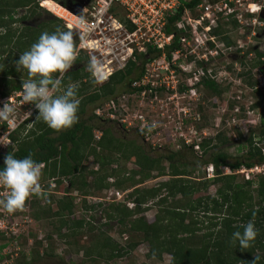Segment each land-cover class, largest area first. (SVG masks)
<instances>
[{
    "label": "trees",
    "instance_id": "trees-1",
    "mask_svg": "<svg viewBox=\"0 0 264 264\" xmlns=\"http://www.w3.org/2000/svg\"><path fill=\"white\" fill-rule=\"evenodd\" d=\"M38 1L0 0V52H2L0 56L8 55L10 56L7 57L8 60L12 58L14 51H11L9 55L8 49H5L12 43H15L14 48L20 49L22 53L29 50L34 43L38 42L41 33L45 32L40 26L38 29H31L32 34L24 35L25 32H28V28H25V32H21L17 36L16 31L11 29V25L16 22L14 16L17 9L32 4H35L36 8H40ZM54 1L67 6L60 0ZM54 3L52 0H45L43 6L48 7ZM201 3L202 0H190L184 3L177 16L171 19L172 25L180 20L184 8L196 12L197 6ZM26 18V16L22 17V19ZM57 20L61 22L59 19ZM56 28L50 30L49 33L54 32ZM129 29H132V26ZM64 30L68 31L69 29L64 27ZM172 31L178 32V29L168 27L167 33H172ZM211 34L216 35L220 40L223 39L227 45L232 44L226 36L220 37L224 34L222 24L212 30ZM25 40H27V45H25ZM179 47L180 38L177 36L174 44L167 47L166 51L169 53ZM161 53V50H154L152 46L149 47L146 56L136 53L137 62L130 61L124 70L115 73L109 81L95 88L93 92L90 89L97 82L88 70L89 59L87 55L81 53L75 61V64H81V67L66 73L62 82L65 88L69 83L78 82L77 95L81 101L78 110V123L69 130L57 132L49 128L42 120H35L38 115V110H36L32 118L26 120L10 134L9 138L13 145L8 148L5 155L0 154V170H3L4 158L10 152L17 159H22L31 154L34 160L44 164L43 175L46 178L56 180L61 184L60 186H63L65 182L69 184L65 187L66 195L62 199L55 201L52 197L50 205L56 203L57 211L50 212V209L47 210L50 217L58 218L55 232L61 239H71L84 234L87 230L95 229L91 222L85 219L67 217L69 214L73 215L75 209L74 198L69 193L70 190L80 192L84 196L93 189H108L111 186L108 183L109 178H114L113 186L122 187L126 183H142L143 180L154 176L156 172L158 177H169L170 179L139 195L135 201L136 209H129L127 206L121 207L120 205L113 206L109 215L111 219L118 220L125 228L130 227V232L143 234V240L149 246V257L161 260L166 253L172 256L170 264H253L255 257H257L255 264H264L262 254H257L258 251L264 250V174H258L256 179L247 180L241 173H238L242 168L251 169L256 166H264V148L259 145V143L264 142V121H262L258 132L251 129L249 136L244 139L247 149L246 151L241 149L243 151L241 156L228 153L227 150L233 141L225 133H219L215 138L204 139L201 142L203 154L201 158L209 154L208 159L203 161V165H213L215 169L214 178L210 180L213 184H222V187L217 190V195L221 199L220 202L216 197H207L206 199L200 197L195 201L192 199L200 188L196 180L186 177L197 167L192 165V171H189L190 163H179L177 158L181 156V152L169 151L166 155L154 156L137 139L118 138L111 127L105 129L97 127L96 123L92 121L94 118L99 120L101 118L95 113L88 120L83 118L89 106H95L97 102L102 100H110L120 90H125L124 93L129 91V85L132 81L143 76L146 61ZM194 58L193 56L191 60ZM6 73L14 75L16 71L8 70ZM6 84L11 89L1 93L0 96L3 98L10 96L13 91L22 90V83L15 84V82L6 81ZM201 85L213 95L222 93L217 82L210 78H204ZM180 88L181 91L185 90L184 86ZM259 106H264V97L259 101ZM96 108L98 107H95L94 111ZM96 129L101 130L99 138L96 134L94 135ZM239 135L240 139H243V135L241 133ZM13 146H17V148L14 149ZM88 158L94 159L97 165L95 169L90 170L83 166L84 161ZM132 158H135V164L128 162ZM121 159L125 160L126 164L132 165L131 169H128L127 165L123 167ZM164 162L168 163L169 169L163 166ZM220 169H228L231 173L225 174L224 170ZM88 177L93 178V181L89 182ZM239 177L242 179L241 182L238 181ZM208 181L205 179L206 188L209 186ZM135 190L137 193L138 189ZM163 190L167 191L165 197L162 194ZM178 195L182 198L170 206L165 205V208L156 215V220L153 223H150L145 217L135 218L139 213L141 204H146L148 200L159 198V203H165L169 198L175 199ZM83 202L86 209L94 208V206L87 205L85 200ZM202 208L211 216H221L219 222H213L210 226L219 227L217 232L213 230L201 236L194 229L193 226L196 225L191 213ZM44 210L41 211L43 215L39 211L41 215L38 213L36 219L45 216ZM46 217L48 218V215ZM249 221H254L255 227L259 230V235L251 248L241 250L238 242L234 243L232 240L233 233L236 231L243 232V225ZM64 229L68 233H62ZM128 246L129 250H133L137 243H130ZM84 249L86 256L94 254L97 258L108 260L122 257L129 251L125 247H120L112 238L102 236L98 237L92 246ZM46 255L49 256L47 253ZM37 256L40 257L41 255L38 254Z\"/></svg>",
    "mask_w": 264,
    "mask_h": 264
},
{
    "label": "rangeland",
    "instance_id": "rangeland-1",
    "mask_svg": "<svg viewBox=\"0 0 264 264\" xmlns=\"http://www.w3.org/2000/svg\"><path fill=\"white\" fill-rule=\"evenodd\" d=\"M42 1L45 0L38 1L40 8H36L35 4H32L17 9L14 16L16 22L11 25V29L16 31L17 36H19L21 32H25V28H28V32H25L24 35H28V33L32 34L30 30L38 29L40 26L47 32L59 26L62 30H64V27L67 29L64 20L60 18V16L66 15L65 8H70V5L76 6L79 4L85 6L88 4L86 0H60L66 3L67 6L54 3L45 8L40 4ZM202 2L212 5L214 8H217V6L224 8L227 4L225 11H227L228 15L223 13L224 15L221 14L219 17L217 16L215 23L212 25V29L214 30V28L216 29L222 24L224 35L232 44L224 45L223 43H219L218 39L213 38L216 44L214 48L212 44L209 43L211 39L209 36L207 37L209 40H205L201 35L203 40L202 44H200L197 42L195 36L192 38L191 34L190 38H188L191 42L186 44L187 48H190L189 50L193 49L196 52L193 55L198 61H204L210 56H215V60H213L209 66L213 69L214 73L218 75L216 82L222 93L220 95H213L212 92L202 86L197 90V99L194 98V100H190L186 97L173 102L165 101L162 103L163 105L158 106L157 104L151 106L150 103H142L140 105L137 100L135 104H130L129 107L132 106V114H139L138 112L143 110V112H147L150 119L153 120L157 117V113H161L159 106L166 109L165 105L167 104L170 109L175 106V102H178L180 107L189 108V111L195 118L193 121L190 120V124L196 127L202 138L206 137L205 139L210 140L215 138L219 133H225V135L233 141L232 145L227 150L228 153L234 156H241L243 151L247 149L244 139L249 136L251 129L258 132L262 125V121H264V106L258 107L259 101L264 97V71L262 69L264 61L261 59L263 55L259 56V53L264 54V18L260 14L264 11V0H202ZM58 4L64 8L60 7ZM229 8L232 9L231 13L236 11L234 16L229 15ZM76 11L79 12L80 10ZM251 11L253 13H251ZM199 14L202 15L203 11L200 12L196 10V12L190 13L189 17L192 16L196 18ZM25 16L27 18L22 19V17ZM57 19L61 22H58ZM191 23L195 25L193 21H191ZM74 35L76 36L74 38L78 41L79 35L75 32ZM25 41V45H27V40ZM14 44L12 43L10 46L5 47V49H8L9 55L11 51H14L12 52V58L10 60L7 59V57H10L8 55H4L3 57L0 56V95L2 92L11 89L10 86L8 87L6 84V81L20 84L29 78L26 70L18 71L16 68L15 62L22 52L20 49L14 48ZM8 53L6 52V54ZM218 53H224V57L216 58ZM1 54L2 52H0V55ZM244 54L245 57L240 58V55L244 56ZM193 60L194 59L190 60V62ZM79 66L81 67V64H74L70 71ZM8 70H15L16 73L14 75L7 74L6 71ZM160 72L164 74V72ZM183 80H186V76ZM96 82L93 88L90 89L91 92L103 84L98 81ZM182 86L187 87L185 84H182ZM180 87H178L179 90ZM124 91L125 90L118 91L116 96L121 97ZM17 92L13 91L12 95ZM108 100L109 99L105 101L102 100L97 102L95 106H89L83 118L88 120L95 113V107H105ZM128 118H131V115H129ZM92 122L96 123L97 127L102 129L111 127L113 133L118 138L137 139L138 142L143 143L145 148L154 156L166 155L169 151L181 152V156L177 158L179 159V163H190L189 171H192V165L197 167L195 171H192L189 176L186 177L187 179L196 180L200 188V190L193 195L192 199L195 201L200 197H204L205 199L207 197H216L221 202L220 197L217 195V190L222 187V184H213L210 179L214 178V174L211 175L208 171L209 166L203 165V161L208 159L209 154L201 158L203 155L201 151L196 152L193 149L184 147L182 142L181 148L175 146L176 144L174 146L169 145L171 144V140H175V143L179 142L177 140L179 130L177 131L176 128L173 129L174 127H179L178 119L171 121L172 129L169 131V136L166 135L165 137V135H163L159 137L162 139V142L155 139V143L151 141L146 142L137 129L127 127V125L117 121H106L104 119L99 120L94 118ZM187 127H182L185 132ZM6 131L7 128H5V125L2 124V120H0V137H3ZM239 133L243 135V139H240ZM95 134L100 136L101 130L96 129L94 135ZM198 136V134L191 136L192 141H198ZM160 143L166 144L163 149H160L158 146L154 147L160 145ZM11 145H13L12 141L7 146L0 145V154L5 155ZM259 145L264 148V142L259 143ZM13 148L16 149L17 146H13ZM241 149L244 150L241 151ZM134 161L135 158H132L128 162H130V164H135ZM130 164H126V161L121 159V165L123 167L127 165V168L131 169L132 165ZM83 166L90 170L97 167L93 158L86 159ZM163 166L169 169L167 162H164ZM259 167L262 168L264 166ZM243 170H245V168H242L238 173L246 177ZM224 172L225 174L231 173L228 169H225ZM255 173L258 175L257 171ZM259 174L263 175L264 171ZM169 179V177H158L155 172L154 176L143 180L142 183L131 182L124 184L122 187L113 186L115 182L108 180V183L111 184L108 189H93L87 195H84L85 197L81 195L80 192L70 190L69 193H71V196L74 198L75 209L73 215L69 214L67 217L70 219H85L91 222V225H93L95 229L92 231L87 230L84 234L72 237L71 239H61L55 232L58 218L50 217L47 210L50 209V212L57 211L58 206L56 203L50 205L52 197L55 201L62 199L64 195H66L65 187L69 184L65 182L63 186H60L61 184L56 180L49 179L48 177L46 178L42 175L41 185L43 188V195L39 197L33 196L27 201L26 211H18L15 213L6 212L5 224L8 227L6 228V234L9 236L5 239L0 238V243L1 245L6 244L9 250L12 251L14 264H170L172 261L171 255L165 253L161 260H157L155 257H149V246L143 240V234L139 232H130V227L127 226L125 228L118 220L111 219L109 216L113 206L120 205L121 207L127 206L129 209H136L137 204L135 201L139 195L143 194L148 189L157 187L159 183ZM205 179H207V181L209 180V186L207 188L205 187ZM92 181L93 178L90 177L89 182ZM238 181H242L241 177H239ZM135 189H138L137 193ZM111 191H115V193L120 192L122 197L118 198L116 194L112 196L110 194ZM5 192V189L2 190L0 198L4 197ZM162 194L165 197L167 191L163 190ZM181 198L182 196L178 195L175 199L169 198L165 203H159V198L148 200L146 204H141L139 213L135 218L145 217L150 223H153L156 220V215L165 208V205L170 206ZM84 200L87 205L94 206V208L86 209L83 206ZM49 206L51 208H48ZM43 209H45V216L36 219V215L38 213L41 215ZM205 213L203 208L191 213L196 225L193 227L201 236L213 230L217 232L219 229V227L215 228L210 226L213 222H219L221 216H211V214ZM47 215L48 218L46 217ZM11 218L12 221L10 222ZM130 220L132 219L130 218ZM12 228L13 230L11 231L10 229ZM62 233H68V231L64 229ZM48 236H50V238H48ZM101 236L112 238L120 247H125V249L127 248L128 250V245L130 243H137V246L135 249L129 250L128 253L122 257H117L112 260L100 259L94 254L86 256L84 248L92 246L93 242ZM46 253L49 254V256H47ZM38 254L41 256L38 257ZM257 254H262L264 257V250L258 251ZM42 256L43 258H41Z\"/></svg>",
    "mask_w": 264,
    "mask_h": 264
},
{
    "label": "built area",
    "instance_id": "built-area-1",
    "mask_svg": "<svg viewBox=\"0 0 264 264\" xmlns=\"http://www.w3.org/2000/svg\"><path fill=\"white\" fill-rule=\"evenodd\" d=\"M86 1L88 4L85 6L77 4L76 6L70 5V8H65L66 15H62L60 18L64 20L67 29L77 33L79 37L80 34H84L85 39L83 42L80 39L78 41L80 53L86 54L89 60L92 56H95L100 61L98 74L93 75L92 73L96 81L100 83L109 81L115 73L124 70L130 61H138L136 53L148 55L150 46L154 50L158 49L162 52L157 57L152 56L146 61L143 76L132 81L131 85H129V91L123 93L121 97L113 96L110 98L105 107L101 106L95 110V114L106 121L114 120L127 125V127L137 129L146 142L151 141L152 143H155V139L162 142L159 137L163 135L166 137L172 129L171 121L178 119L179 127L177 126L173 129L179 130L177 139L179 142L175 143V140H171L169 145L174 146L176 144L175 146L179 148L184 145V147L193 149L196 152H202L201 142L206 137L202 138L196 127L194 125L191 126L190 120L193 121L195 118L189 108L180 107L178 102H175V106L170 109L167 104V106L165 105L166 109L159 106L161 113H157V117L151 120L149 114L147 112L144 113L141 109L138 112L139 114H132V106L129 107V105L135 104L137 100L140 105L142 103H150L151 106L154 104H157V106L163 105L162 103L165 101L173 102L186 97L194 100V98L197 99V90H199L197 87H202L201 82L204 78L217 80L218 75L214 73L213 69H206L205 65L201 67L195 66L193 75H187L193 70V65L188 63V57H190L191 52L187 48V44H189L188 38H190V34L193 37L195 36L200 44H202L203 40L201 35L205 40H209L207 37L211 38L212 25L215 23L217 16L219 17V14L226 10L227 4L224 8L218 6L214 8L212 5L202 2L197 6L196 10L203 11V14H199L196 18L189 17L192 11L184 8L180 20L172 25L171 19L177 16L184 3L190 0ZM44 2L42 1L40 4L43 6ZM228 12L231 13L232 9L229 8ZM226 14L228 15L227 12ZM80 15L86 17L87 28L78 27V17ZM131 26L132 29L134 28L133 30L129 29ZM170 26L171 28L176 27L178 32L167 33V29ZM177 36L180 38V47L168 53L166 48L174 44ZM210 40H213V38ZM160 71L164 72V74H161ZM185 76L186 80H183ZM182 84L187 86L183 91H181V88L180 90L178 89ZM21 92L22 90H19L6 98L0 97V108L8 101L9 97H11L10 103L16 108L18 126L14 130L9 128L7 122L2 121V124L5 125L10 134L26 121L23 120L24 112L31 110L34 114L36 111L33 104L23 103ZM129 115H131V118H128ZM183 126H188L186 132L182 128ZM197 134L199 135L198 141H192L191 136ZM96 136L100 137L99 135ZM164 145L166 144L160 143V145L154 147L158 146L163 149ZM208 171L213 175L214 167L211 165ZM243 171L246 174L245 178L252 180L257 176L255 172L257 171V174L261 173L264 171V167L256 166ZM1 192L0 194H2ZM110 194L112 196L116 194L118 198L122 197L120 192L111 191ZM2 215L6 216V213L3 209H0V232L4 233V235H0V238L5 239L9 235L6 234V228L8 227L5 224V217H2ZM10 230L12 231L13 229ZM0 264H14L12 251L9 250L6 244L1 245V243Z\"/></svg>",
    "mask_w": 264,
    "mask_h": 264
},
{
    "label": "clouds",
    "instance_id": "clouds-1",
    "mask_svg": "<svg viewBox=\"0 0 264 264\" xmlns=\"http://www.w3.org/2000/svg\"><path fill=\"white\" fill-rule=\"evenodd\" d=\"M52 2L58 3L54 0ZM226 12L224 10L221 13L224 15ZM235 14L236 11L229 15ZM78 27H88L84 15L78 17ZM74 37L76 36L73 31H65L59 27L51 34L45 31L41 33L38 42L21 53L15 62L17 70H26L29 77L22 82L21 86L23 103L33 104L38 110L35 120H42L49 128L57 132L71 129L79 120L78 110L81 101L77 95L78 82L69 83L66 88L62 84L65 74L72 69L79 58L80 45ZM79 39L83 42L84 34H80ZM188 63L194 67L204 65V61H198L196 58L192 62L189 60ZM99 67L100 61L92 56L88 70L93 75H97ZM193 72L194 69L187 75L192 76ZM10 100L11 97L0 108V120L7 122L9 128L14 130L18 126L17 113ZM32 115L31 110L24 112L23 120H29ZM9 135L7 131L3 137H0V145L7 146L11 143ZM43 168L44 164L34 160L31 154L22 159H17L12 152L6 155L4 168L0 170V188L7 191L4 197L0 198V209L8 213L23 212L26 211L27 201L33 196H42ZM108 180L113 182L114 178ZM258 235L259 230L255 227L254 221H249L243 225V232L233 233L232 240L234 243L238 242L241 250H246L252 247ZM257 259L255 257L253 264Z\"/></svg>",
    "mask_w": 264,
    "mask_h": 264
},
{
    "label": "flooded vegetation",
    "instance_id": "flooded-vegetation-1",
    "mask_svg": "<svg viewBox=\"0 0 264 264\" xmlns=\"http://www.w3.org/2000/svg\"><path fill=\"white\" fill-rule=\"evenodd\" d=\"M220 37L221 38H224L225 37V35L224 34H222V35H220ZM192 38H194L193 36H192ZM211 38H216V39H218V42L219 43H223L224 45L226 44L225 43V41L223 40H220L216 35H213V34H211ZM191 42V40L189 41V43ZM210 44H212L213 45V47L215 48V46H216V44L214 43V41L213 40H210ZM209 44V45H210ZM227 45V44H226ZM188 49H190V48H188ZM190 52H191V58H193V54H195L196 52L192 49V50H190ZM224 53H218V56H216V58H220V57H224V55H223ZM259 54H261V56L263 55V57L261 58L263 61H264V54H262V53H259ZM195 57V56H194ZM245 57V54H244V56L243 55H240V58H244ZM191 58L190 57H188V61L189 60H191ZM197 59V58H196ZM213 60H215V56H213V57H208L207 59H205L204 60V67L206 68V69H211V67L209 66L212 62H213ZM262 69L264 70V64H263V67H262ZM261 70V69H260ZM218 74V73H217ZM2 190H4L3 188H0V192L2 191ZM6 190V189H5ZM2 193V192H1ZM5 213H6V211L5 210H3ZM2 217H5V215H2ZM12 221V218L10 219V222ZM13 229V228H12ZM0 235H4V233H1L0 232ZM5 236H6V234H5Z\"/></svg>",
    "mask_w": 264,
    "mask_h": 264
},
{
    "label": "water",
    "instance_id": "water-1",
    "mask_svg": "<svg viewBox=\"0 0 264 264\" xmlns=\"http://www.w3.org/2000/svg\"><path fill=\"white\" fill-rule=\"evenodd\" d=\"M261 14V16L264 18V11H262V13H260Z\"/></svg>",
    "mask_w": 264,
    "mask_h": 264
}]
</instances>
